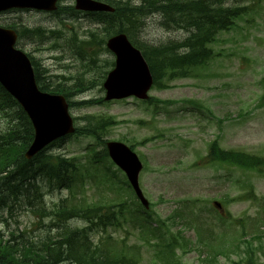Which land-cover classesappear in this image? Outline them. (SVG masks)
Wrapping results in <instances>:
<instances>
[{"label":"rangeland","instance_id":"374dc122","mask_svg":"<svg viewBox=\"0 0 264 264\" xmlns=\"http://www.w3.org/2000/svg\"><path fill=\"white\" fill-rule=\"evenodd\" d=\"M102 1L113 6L121 0ZM127 1L133 6L141 2ZM73 4V0H60L59 9L63 8L57 15L29 9L3 12L0 26L14 23L56 31L42 38L17 36L15 46L37 60L45 81L70 88L68 100L74 103L68 110L76 127L91 128L97 120L106 118L110 122L98 133L102 141L133 144L142 162L138 182L150 203L149 215L162 219L163 234L177 236L179 241L176 229L185 228L183 234L191 242L175 250L174 260L178 264H203L200 259L204 255L191 249L198 244L194 226L203 238H212L209 242L227 248L231 236L222 234L231 231L232 220L255 218V214L264 219V172L208 162L206 157L207 145L213 140L222 149L264 156V0H223L224 8L242 10L228 29L216 34L210 45L213 58L189 77L159 80L162 86L149 91L147 103L130 97L84 106L79 101L104 97L102 83L114 63L105 40L114 29L106 32L108 28L101 21H93L94 15L73 12ZM159 14L150 12L139 17L138 23L136 19L124 23L129 40L133 44L160 45L182 41L190 34ZM7 122L0 115V130ZM96 142L92 135H70L65 143L49 150L80 163L83 177L74 187L73 200L104 205L124 201L120 227H110L107 232L133 246L131 253L138 256L137 264H164L158 249H163L168 235L155 237L142 226L133 225V219L142 215L141 205L125 185L119 186L124 184L122 172L100 155L95 158L94 152L100 154L103 149V144ZM106 167L115 178L102 176ZM246 191L255 198H246ZM42 193L46 210L69 195L67 190L42 189ZM214 200L223 205L224 214L211 209ZM14 213L9 216L0 211V237L24 231L26 237L37 241L49 230H56L53 216H42L29 208ZM67 223L85 225L81 219H69ZM230 248L229 258L220 255L218 264H232L237 259ZM258 264H264L263 253Z\"/></svg>","mask_w":264,"mask_h":264},{"label":"trees","instance_id":"16d2710c","mask_svg":"<svg viewBox=\"0 0 264 264\" xmlns=\"http://www.w3.org/2000/svg\"><path fill=\"white\" fill-rule=\"evenodd\" d=\"M113 7L112 13H96L97 20L108 28L106 32H109L110 27L114 29L111 33L120 30L128 32L123 26L124 23H130L132 19H136L135 23H138L139 17L150 12L160 13L159 15L167 21L174 23L172 26L186 28L190 32L182 41L160 45L135 43L148 63L154 78V86L158 87L162 86L159 80L189 77L196 69L202 68L211 60L213 52L210 45L215 41L216 34L228 29L242 10L224 8L223 0H141L136 6L128 4L127 0H121L116 1L115 5L113 3ZM101 17L110 18L111 21L103 22ZM178 18L181 24L177 22ZM7 26L17 28L19 36L44 34L41 28L28 29L21 25L18 27L14 23ZM32 65L36 83L41 90L59 92L69 99L71 96L68 92L69 87H60L45 81L38 63L32 60ZM79 102L80 106H84L93 102L98 103L100 99ZM73 103L69 101L70 106H73ZM0 115L8 121L6 127L0 130V210L12 216L17 210L29 208L34 212L38 211L42 216H53L56 220L55 232L51 233L49 230L37 241L26 237L24 231L10 233L7 238L0 237V264H137L138 256L134 255V252L131 253L133 246L107 232L110 227L112 229L120 227L124 201L104 205L88 203L84 199L73 200L76 197L74 187L80 184L83 177L80 163L76 158L68 159L48 152L50 147L63 143L64 138L52 143L31 159H25L23 153L32 140L33 129L25 112L1 86ZM109 122L106 118L99 119L91 128L76 127L74 133L94 136L98 144H103L100 157L105 160H108V156L104 141L100 139L98 133L104 124ZM130 146L133 147V144ZM208 151V162L264 172V156L222 149L217 140L209 144ZM104 170L111 171L109 167ZM110 174L112 177L115 176L113 171ZM42 182L48 191L64 189L69 195L46 210L39 189ZM123 183L132 191L126 180ZM246 198L254 199L255 195L246 191ZM140 209L142 215L133 219V225L142 226L155 237L168 235L163 234L165 229L162 219L149 215L151 212L149 209L146 211L141 206ZM69 219H81L85 225L71 226L67 223ZM232 221L230 223L232 237L227 243V248L221 243L215 246L209 242L212 238H203L199 228L194 226L197 236L195 241L198 244L191 249L197 250L199 256L204 255L200 259L203 264H218L220 255L228 257L230 246V253L237 257L232 264H258L259 254H264V219L262 221L260 216L255 214V218L248 216ZM153 222L156 223L155 226ZM238 226L239 230H236ZM184 229H176L180 241L177 236L169 234L167 241H163L164 246L161 244L163 249H158L164 264H178V261L174 260L175 250L191 244L183 234Z\"/></svg>","mask_w":264,"mask_h":264},{"label":"water","instance_id":"95a60500","mask_svg":"<svg viewBox=\"0 0 264 264\" xmlns=\"http://www.w3.org/2000/svg\"><path fill=\"white\" fill-rule=\"evenodd\" d=\"M56 0H0V11L8 8H34L53 10ZM75 8L87 11H112L105 3L94 0H75ZM16 34L11 29L0 28V84L19 102L34 128V138L25 151L30 158L50 141L73 132L72 118L62 95L49 94L38 89L28 57L14 48ZM107 47L115 54V67L103 86L105 99L135 95L145 98L152 78L139 50L134 48L123 33L110 37ZM112 161L125 173L136 196L148 207L138 185L141 163L137 155L117 141L106 143Z\"/></svg>","mask_w":264,"mask_h":264},{"label":"bare ground","instance_id":"6f19581e","mask_svg":"<svg viewBox=\"0 0 264 264\" xmlns=\"http://www.w3.org/2000/svg\"><path fill=\"white\" fill-rule=\"evenodd\" d=\"M144 45V44H143ZM50 47H51V45H50Z\"/></svg>","mask_w":264,"mask_h":264}]
</instances>
